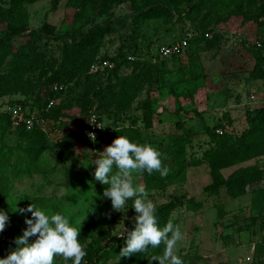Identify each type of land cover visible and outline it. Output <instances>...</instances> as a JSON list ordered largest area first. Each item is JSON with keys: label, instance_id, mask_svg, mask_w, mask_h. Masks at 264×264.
Instances as JSON below:
<instances>
[{"label": "rangeland", "instance_id": "1", "mask_svg": "<svg viewBox=\"0 0 264 264\" xmlns=\"http://www.w3.org/2000/svg\"><path fill=\"white\" fill-rule=\"evenodd\" d=\"M70 1L22 0L24 20L17 26L22 32L0 44V104L22 99L43 104L52 97L57 108L52 123L62 137L55 143L26 136L0 122V210L9 211V223L0 232V257L15 246L25 216L30 217L15 208L32 202L50 214L66 215L80 228L78 239L87 254L104 245L103 230L119 233L134 210L131 205L125 213L112 210L103 198L107 185L94 180L90 164L118 135L151 144L170 170L176 167V149L184 147L187 158H201L210 144L206 127L239 133L247 125L246 112L264 104V78L250 76L258 44L264 43V0H242L224 9L207 0H74L81 4L79 15ZM154 3L167 5L171 14L145 16ZM16 4L0 0V38L16 28L10 20ZM99 25L102 29L82 43L91 56L86 71H75L73 41ZM33 29L41 32L30 33ZM194 30L205 36L185 54L157 67L146 61L158 47ZM122 46L128 54L135 49L140 59L113 65L109 60ZM107 60L111 66L89 72L93 62ZM144 112H151L149 122L142 120ZM91 114L115 133L104 141L86 140L79 131ZM25 150L38 161L29 162ZM253 165L264 167V155L238 160L220 172L227 178ZM133 178L134 185L143 186L141 173ZM211 181L202 162L189 164L182 179L165 189L146 190L155 208L181 202L168 218L184 234L175 254L188 260L184 264H264V179L234 198L224 188L205 191ZM125 261L116 256L96 264L132 263ZM54 264L65 261L55 257Z\"/></svg>", "mask_w": 264, "mask_h": 264}, {"label": "trees", "instance_id": "2", "mask_svg": "<svg viewBox=\"0 0 264 264\" xmlns=\"http://www.w3.org/2000/svg\"><path fill=\"white\" fill-rule=\"evenodd\" d=\"M16 2H17L16 4L17 9L15 10V12L13 13L10 19L11 24L16 28H14L11 33L6 34L4 37L0 38V44L6 43L12 37L18 36L22 32L21 30L17 29L18 24H20V22L24 20V12H23V8L21 7L22 0H16ZM191 2L192 0H188V3L191 4ZM207 2L208 5L211 7L214 6L220 9H224L228 5H231L232 3L241 5L242 0H207ZM69 5L76 8L74 14L79 15L81 4L77 1L72 0L69 2ZM169 14H171V9L167 5L154 3L153 5L149 6L146 9L145 16L147 17L149 16L151 18H161L162 16L165 17L166 15ZM99 29H102V25L90 29L88 32L84 33L79 40L73 41V44L77 47V51H78V54L74 59L75 62L72 63L75 71H77L78 69L81 72L86 71L91 56L88 55L89 51L87 50V48L83 46L82 43L87 38L88 35ZM194 31L196 32V34L189 41L188 48L183 51L184 54L191 48L193 42H196L199 39H203L205 36L204 35L205 32L202 30L200 31V33L197 30ZM36 32H41V30L33 29L30 31V33H36ZM263 45L264 43L258 44V54L255 58L254 65L250 70V76L254 79L264 78V66H263L264 54L262 52L263 49L261 48L263 47ZM134 51L135 49L132 50L130 54H128V50L124 49L122 46L119 48L116 55L113 58H111L109 61L112 62L113 65L115 63L119 64L120 62H123L126 59L128 60L127 58L128 55L135 56L136 52ZM153 55L154 54L151 53L149 58H147L146 60L147 62H150L153 67L160 66V63H162L163 61L169 58L175 56H181V54L173 55L168 58L162 59L158 62H153L152 61ZM137 56L139 55L137 54ZM138 59L140 58L135 57V60L133 61H137ZM176 76H179L180 78H184L183 74H176ZM50 99L53 98L51 97ZM50 99H47L43 104L39 101L29 102L25 99L8 101L9 103H19L22 106L27 107L31 113L39 114L41 117H43L46 121V127H47L46 130H43L40 127H35L31 130H26L23 126L13 128L11 126L9 113L1 109L2 103L0 104V122L5 123L9 128L19 133H23L26 136L28 135L31 137L45 138V139L54 138L55 139L54 142L59 143L62 138L60 136V131L57 130V127L55 128V126H53L52 123V120L57 114L56 113L57 108H55V103L50 108H47V103ZM145 101L146 100H144V102ZM151 118H152L151 112H147V113L144 112L142 114L143 121L149 122ZM245 120L247 125L239 133H235L232 130L221 129L222 133L219 134L216 132V129L214 127L212 128L206 127V131L209 133V137H210V144L209 147L206 148L201 153V158L191 156L192 158L188 157L189 158L188 160L185 153V149H183L184 147L182 149H176V157H177V161L175 163L176 167L170 169L168 175L163 177L159 174V172H153L151 175H149L147 172L141 173L143 187L147 191L163 190L169 184L180 181L189 164L199 165L202 162H206L210 168L212 181L204 188L205 191L210 193H217L219 189L224 188L227 195L233 198L244 194L249 186L257 184L264 179V167L253 165V166L237 169L227 178H225L221 174L220 169L224 166L235 163L238 160L257 158L264 155V104L259 107L248 110L246 112ZM50 126L52 128H50ZM79 133L83 135L86 140L92 143L102 140L104 141L107 139L105 138V139L92 141L89 138H87V136L83 133V129L79 131ZM113 133H115V131L112 132V134ZM25 153L28 156L29 162H31L32 164L38 161L39 158L38 155L28 150H25ZM24 172L28 174L30 173L29 170H24ZM180 204L181 202L179 200L176 203L169 202L167 204H162L161 206L156 208L157 222L161 227L167 224L171 211L174 209L176 205H180ZM131 218H126L124 220L125 222L123 225L125 231L130 230L133 227V222ZM110 234L111 233H108V231L106 230H103L101 232L100 235L102 237H105L106 239L104 245L99 246L98 248L94 249L92 252H89L86 255V259L82 261V264L85 260L91 261L94 264H96L102 260L105 261L118 256L117 254L119 253L120 248L124 246V240L119 237H116L118 235L117 232L111 235ZM163 247L164 246L161 245L159 248H155V249L149 248L144 253H140L136 256L129 258H122V259H125L126 260L125 262L131 261L132 262L131 264H158L157 261L151 260L150 258L158 257L162 255ZM183 261L184 263L188 262V260L185 259H183Z\"/></svg>", "mask_w": 264, "mask_h": 264}, {"label": "clouds", "instance_id": "3", "mask_svg": "<svg viewBox=\"0 0 264 264\" xmlns=\"http://www.w3.org/2000/svg\"><path fill=\"white\" fill-rule=\"evenodd\" d=\"M89 139L95 141V135L89 133ZM98 153L90 164H94V180L107 185L103 198L110 201L112 210L116 212L123 210L125 213L131 205L135 213L131 218L133 227L125 231L123 225L116 236L124 240V246L117 254L118 262L121 258L133 257L163 245L162 255L151 257V260L158 264H184L182 258L175 254V249L184 240L181 226L168 222L161 227L146 189L134 185V173L147 172L151 175L159 172L162 177L168 175L169 169L162 166L161 153L151 144L134 143L122 135ZM14 211L30 213V217L25 216L26 227L22 229V234L14 238L15 246L0 257V264H54L55 257H61L65 264L69 261L71 264H82L87 252L78 239L80 228L75 227L66 215L60 212L50 214L34 202ZM8 212L0 210V232L9 223Z\"/></svg>", "mask_w": 264, "mask_h": 264}, {"label": "built area", "instance_id": "4", "mask_svg": "<svg viewBox=\"0 0 264 264\" xmlns=\"http://www.w3.org/2000/svg\"><path fill=\"white\" fill-rule=\"evenodd\" d=\"M208 34H206L207 36ZM195 36V33L189 31L179 37L177 40L158 47L156 53L152 56L153 62H158L162 59L168 58L173 55L182 54L185 49L189 46V41ZM128 60H134L133 55H128ZM112 64L107 61L93 62L90 65L89 72L96 73L102 69L111 66ZM56 88V87H55ZM54 104V99H50L47 103V108H50ZM1 109L9 113L11 126L13 128L23 126L26 130H31L35 127H40L46 130V121L39 114L31 113L27 107L22 106L19 103L5 102L2 104ZM97 125H105L100 128ZM217 133L221 134L222 130H216ZM83 133L89 138V133L95 135V141L99 139H105L112 134V130L107 128L106 124L100 120L95 114H91L88 118L87 124L83 128ZM91 140V139H90ZM93 141V140H92ZM83 264H94L91 261L85 260Z\"/></svg>", "mask_w": 264, "mask_h": 264}]
</instances>
